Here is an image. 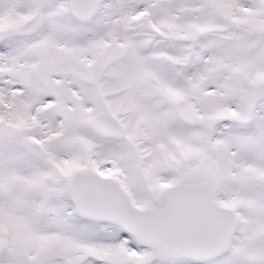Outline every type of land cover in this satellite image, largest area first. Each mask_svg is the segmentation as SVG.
<instances>
[{
  "label": "snow or ice",
  "instance_id": "snow-or-ice-1",
  "mask_svg": "<svg viewBox=\"0 0 264 264\" xmlns=\"http://www.w3.org/2000/svg\"><path fill=\"white\" fill-rule=\"evenodd\" d=\"M0 264H264V0H0Z\"/></svg>",
  "mask_w": 264,
  "mask_h": 264
}]
</instances>
